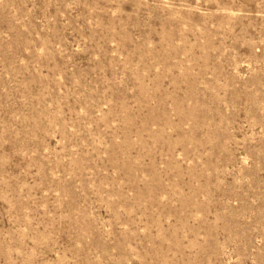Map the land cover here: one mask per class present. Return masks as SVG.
I'll return each mask as SVG.
<instances>
[{
  "label": "rangeland",
  "instance_id": "rangeland-1",
  "mask_svg": "<svg viewBox=\"0 0 264 264\" xmlns=\"http://www.w3.org/2000/svg\"><path fill=\"white\" fill-rule=\"evenodd\" d=\"M0 264H264V0H0Z\"/></svg>",
  "mask_w": 264,
  "mask_h": 264
},
{
  "label": "bare ground",
  "instance_id": "bare-ground-1",
  "mask_svg": "<svg viewBox=\"0 0 264 264\" xmlns=\"http://www.w3.org/2000/svg\"><path fill=\"white\" fill-rule=\"evenodd\" d=\"M229 14V13H228ZM184 47V46H183ZM183 73V72H182ZM185 75V74H184ZM189 79V78H188ZM193 89V88H192ZM196 96V95H195ZM186 109H187V107H186ZM197 110V109H196ZM202 111V110H201ZM187 113V112H186ZM192 116V115H191ZM169 122V121H168ZM77 165V164H76ZM207 187V186H206ZM200 205V204H199ZM204 208V207H203ZM164 237V236H163Z\"/></svg>",
  "mask_w": 264,
  "mask_h": 264
}]
</instances>
